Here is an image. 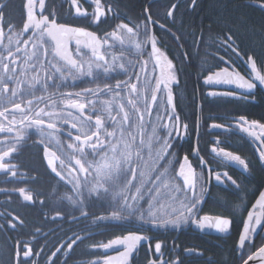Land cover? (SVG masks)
Returning <instances> with one entry per match:
<instances>
[{
    "label": "snow or ice",
    "instance_id": "1",
    "mask_svg": "<svg viewBox=\"0 0 264 264\" xmlns=\"http://www.w3.org/2000/svg\"><path fill=\"white\" fill-rule=\"evenodd\" d=\"M11 3L12 0H0V174L22 182L31 179L32 182L39 183L43 178L42 187H52V181H55L58 187H53L51 202L57 206L67 202L72 211L79 212L80 215H72L67 209H63L65 215L61 216L58 212L53 221L63 219L70 225H76L78 220H87L90 215L85 209L94 208L99 203L111 209V213L93 217V224L139 225L136 231H128L126 235L116 236L107 243L92 245L95 249L104 250L123 248V251L118 252L117 260L105 255L103 258L89 261L88 264H133L134 254L142 244H149L151 250V238L140 234L146 225L159 228L172 225L179 228L182 224L191 223L199 230L211 228L219 233L232 231L233 218L210 219L204 216L197 219L203 206V193H196L193 178L183 171L184 163H188L187 155L184 156V163L180 165L179 176L176 178H183L182 186L176 187L165 182V173L157 174V163L167 160L182 135L188 132L189 126L181 122L173 94V86H180L178 73L184 70V61L174 64L172 59H168L159 47L164 44V36L158 37L151 32L149 26L156 25L163 33L171 35L179 42L180 37L176 36L171 28L166 27L169 22L173 27H177L174 13L179 3H171L163 13L165 23L162 24L153 18L161 17L158 8L154 7L156 0H149V3L142 7V12L136 14L137 20L143 15L142 23H134L130 27L129 23L121 22L115 25L111 33H105L103 41L86 28L74 26L76 21L57 22L64 0H59V4L57 0H23L18 23L14 22L15 17L10 13ZM84 3L92 8L91 12L82 7L78 0H71V6L75 10L74 16L88 21L89 27H99L108 19V13H115L114 6L107 0L103 4L102 0H84ZM217 4L227 13L224 19L226 39L221 47L226 53L231 51L239 57V45L236 43L237 39H240L236 35L239 28L234 25H246L240 16L231 15L233 8L229 6L230 0L229 3L217 0ZM216 6L212 5L214 8ZM188 7L203 11V0H199V3L198 0H190ZM259 7L264 8V3H260ZM116 18H119L118 13ZM204 18H207V14ZM5 27L8 30L7 36ZM180 27H183L182 21ZM17 28L19 31H15ZM125 32L137 39L131 40L132 47L126 48L119 56L113 55L110 62L102 54L101 48L109 45L110 39L119 40L120 44L124 45ZM29 33L32 35L29 36ZM13 34L28 36V39L14 40ZM191 34L195 35V32ZM141 36L143 40L139 39ZM73 44L74 49L70 47ZM125 53L128 57L147 55L148 60L137 63L126 58ZM87 54L90 55L85 59ZM183 55L187 59L188 53ZM219 59L223 60V57ZM149 61L152 62L153 73L159 69L158 76H147ZM226 63L229 68L233 67L231 59ZM245 63L250 68V78H245L235 70L229 72L228 68L216 72L209 70V74L203 79L206 87L234 88L225 91L209 90L205 95L211 98L249 100L246 93H240L238 90L251 93L257 88L255 81L264 86V74L257 71V60L252 56H248ZM137 68L139 71H134ZM141 73H145V92L150 89L151 104L148 95H142L141 88L133 82V78L140 81ZM114 74H123L127 78L116 80L114 84L104 82L103 86L96 83L94 88H84L79 92L59 91L60 88L68 86V81L90 79L95 83L109 80ZM152 79L155 80L154 88L150 87ZM38 92L41 94L37 95ZM26 97L31 99H25ZM125 99L126 104L123 102ZM140 100L144 102V111L138 106ZM250 102H254V99ZM152 104H155L158 113L165 104L168 106L164 108L167 122H163L157 115V120L161 122L152 123L149 133L144 116L145 112L151 114ZM201 107L202 105H197L198 109ZM109 121L111 131L106 126ZM66 126L69 130L65 133L63 130ZM235 127L260 142L258 161L261 169H264V122L248 120L244 115H240ZM196 128L198 134L199 118ZM211 128L223 129L224 126L213 123ZM158 130L166 135H159ZM73 131L78 134L73 136ZM32 133L39 139L29 144ZM65 134L73 142L67 145L70 151L62 159L52 152L50 145L55 144L58 151L65 152V146L60 140V136ZM26 147L43 148V156L33 162L38 165L32 169L37 175L31 178L20 171L21 164L12 162ZM211 151L228 162L239 165L249 175L252 174L249 162L240 155L222 148L219 152L216 148ZM193 155L199 153L193 152ZM43 162H46V167ZM200 163L203 166L205 161L201 159ZM222 176L231 183L239 198L243 200L242 193L246 189L227 172L217 173L215 181L222 182ZM60 186L68 188V191L61 193ZM14 191H18L29 206L35 207L33 195L27 194L25 188ZM177 194L183 196L179 209L164 203L165 199L175 202L178 199ZM39 203L44 205L45 201L41 200ZM257 208L261 209L259 214L255 211ZM252 209L247 212L246 218H242V230L238 232L235 250L239 253L241 264H264V245L255 252H249V249L255 246L254 236L258 231L264 232V191L260 192ZM13 212L17 210L13 209ZM22 215L0 213V220H3V223H0V264H39L43 259V249L35 250L40 247L37 239L40 231L37 229L31 234V239H24L29 233L25 231L26 223L21 218ZM68 231H71V228ZM64 235L67 239L60 247L53 245L55 251L48 257L46 264H69L76 246L91 237L87 232L84 235L73 233L72 236L65 232ZM43 247L47 248V245ZM163 247L162 242L155 243L154 251L158 256L162 255ZM187 251L192 253L191 249ZM61 254L64 256L62 261ZM194 254L203 255L200 252ZM147 264H169V261L148 259ZM172 264L183 262L177 258Z\"/></svg>",
    "mask_w": 264,
    "mask_h": 264
},
{
    "label": "flooded vegetation",
    "instance_id": "2",
    "mask_svg": "<svg viewBox=\"0 0 264 264\" xmlns=\"http://www.w3.org/2000/svg\"><path fill=\"white\" fill-rule=\"evenodd\" d=\"M78 2L81 4L82 7L88 8L90 12L92 11V8L89 7L87 3H84V0H78ZM104 2L105 0H102V4ZM107 2L111 3L114 6L115 13H108V19L104 23H101L99 27L95 25L89 27L88 21L83 20L82 18H76L74 16L75 10L71 6V0H64L63 8L60 13V19H58L57 22L65 23L68 21H76V23H74V26L86 28L87 31L95 33V35L99 37L101 41H103L105 38V33H111L114 30L115 25L121 22L129 23L130 27L133 26L134 23H142L144 20L143 15L140 16L139 20H137L136 14L142 12V7L145 4L149 3V0H107ZM203 2H206V4L209 3L211 4V2H217V0H203ZM222 2H229V0H222ZM234 2H238L240 4L244 3L246 5H249L250 7L257 10L259 13H261L264 16V8L259 7V4L264 3V0H230V3H234ZM22 3L23 0H12V3L10 4V13L13 17H15L14 22L18 23L20 20V16H21L20 6ZM57 3L59 4V0H57ZM171 3H179L178 9H176L174 13L175 18L177 20V27H173L170 22L166 24V27L171 28V31L175 33L176 36L179 37L180 22L181 21L183 22L186 19H188L191 14L194 15L195 20H197L198 22H202L207 29V33H206L207 39L202 42L200 39L204 36V34L201 31V27L199 29L200 30L199 32H196L195 30L192 29L193 31H191V33L195 32V35L193 36L195 38H200V39L198 44L195 43V46H190L189 49L186 48L184 44L183 47H181L180 39L179 42H177V40H175L171 35L167 33H163L162 30H160L156 25L149 26L152 33H154L158 37L161 35L164 36V44L160 45L159 47L161 51L165 53L167 58L172 59L174 64H179L181 60L184 61V70L178 73L180 79V86L178 88L173 86V94H174V103L176 105L177 114H179V116L181 117V113L183 111L185 112L186 109H188L191 112L190 124L187 132L188 138L184 139L183 137L185 134L182 135L181 140L172 151V157L175 159L180 143L188 142L187 145V149L189 150L187 154L188 163H184L183 161L184 163L183 171L187 169L189 166L191 167L194 175L195 191H196L197 183L198 182L200 183L201 189L199 191V195L202 192L204 196L206 189L209 186L208 197L200 213L198 214L197 219H200L203 216L222 217V216L207 214L205 209L206 207L211 208L212 203L209 202L211 199V194L214 193V191L223 195L222 191L219 189H223V188L229 189V187L232 186L231 183L227 181L226 178H224L223 176H222V182L215 181L214 179L215 175L217 173H223V172H227L228 175H230L233 179L237 181L238 184L241 185V187L246 189V191L242 193L243 199H251L252 197H255L254 200L251 202L250 206L245 210L246 213L243 218H246L247 212L251 210L252 205L254 204L255 200L257 199L260 192L264 189V187L259 191V193L256 194L254 189L253 190L250 189L249 183H246L248 173L245 172L242 169V167H240L239 165L232 164L222 156L213 153L211 149L216 148L217 152H219L221 148L224 149L225 151H231L233 154L240 155L241 158L245 159L246 161H248V158L251 157L253 163L248 161L250 167L251 166L254 167L259 164L258 149L261 147L260 142L256 141L253 137L249 136L247 133L241 132L237 127H235V124H236V120L240 115H244L248 120H257L260 122H264V114L263 115L258 114L260 109L264 110V86H261L258 81H255L257 84V88L252 90L251 93H248L247 90H242V89L238 90V92L240 93H246L250 98L249 100H240L234 98H211L205 95V93H207L209 90L225 91L234 88V86H221L215 89H209L203 84V79L204 76L209 74V70L211 72H216V71H220L223 68H228L229 72L235 70L236 72H239L241 75H244L245 78H250L249 76L250 68L245 63L248 56H252L254 59L257 60V71H259L261 74H264V48L262 52L260 51L259 48L258 49L255 47L251 49L246 48L241 43V36L237 33L236 35L240 37V39H237L236 41L237 45H239V48L237 50L239 51L240 56L237 57L231 51H228L226 53L221 47V44L226 39L227 29H225L224 25H223L224 28L219 30L211 26L208 20H204L203 18L200 17V12L198 8L191 9L188 7L190 0H187V2H185V0H156L154 7L158 8V10L161 13V17L154 16L153 18L158 19L159 22L162 24L165 23V20L162 18L163 13L168 10ZM38 7L39 6L37 4V9ZM117 13L119 14V18H116ZM36 15L37 18H39V11H37ZM45 15H47V12H45ZM126 16L127 19H125ZM15 31H19V28H17ZM7 34H8V30L7 27H5V35L7 36ZM28 35L30 36L32 34L29 33ZM190 37H192V34ZM13 38L14 40L28 39V36H15V34H13ZM233 38L236 39V36H234ZM135 39L137 38L130 37V34L125 32L124 45H121L119 40L110 39L109 40L110 46L104 45L101 48V52L111 62L113 55L119 56L120 53L124 51L126 48L132 47L131 40H135ZM139 39L143 40V37L141 36ZM191 41L192 40H190V42ZM4 43L5 44L7 43L6 39ZM21 46L23 47V45ZM70 47L74 49V44L70 45ZM233 47H235V45ZM263 47H264V37H263ZM148 51H150V48L148 49ZM184 53H188L187 59H185L183 55ZM88 55L90 54H87L85 56V59L88 58ZM125 55L126 58L132 59L137 63L148 60L147 55H142L138 57L137 56L128 57L127 53H125ZM219 57H223V60H220ZM229 59H231L233 64V67L231 68H229L228 63H226V61H229ZM147 69H148L147 76L149 78L159 75L158 68L156 72L153 73L151 61H149L147 65ZM134 71H139V69L137 68ZM140 75H141L140 81H136L135 78H133V82L137 83L138 87L141 88L142 95L143 94L148 95L149 104H151L150 89L147 92H145V80H144L145 73H141ZM126 78L127 77L124 76L123 74H114L112 78L109 80L96 81L95 83H93L90 79L78 80L75 82L68 81V86L60 88L59 91L79 92L84 88H88V87L94 88L96 86V83H99L101 86H103L104 82L114 84L116 80H124ZM150 87L151 88L155 87L154 79L151 80ZM50 91L53 90L50 89ZM40 94L41 93L39 92L37 93V95ZM25 99H31V97H26ZM252 99H254V102H250ZM123 102L126 104V99ZM198 104L202 105V107L199 109L197 108ZM138 106L140 107L141 111H144L145 105L143 100L139 101ZM166 107L168 106L165 104L158 113L155 104H152L151 114L149 115L147 112H145L144 119L148 124L147 131L149 133L151 132L152 123L158 124L161 122L157 120V115H159L162 118L163 122H167V116L164 113V108ZM198 112L200 114V117H199V133L197 134L196 116ZM113 115H115V112H113ZM17 119H19V117H17ZM213 123L221 124L224 126V128L212 129L211 124ZM106 126L108 127L109 131L112 130L111 121H109L108 125ZM68 130L69 129L66 126L63 131L66 133ZM181 133H183V129H181ZM76 134L78 133H76L75 131L72 132L73 136H75ZM158 134L166 135V133L159 132V130H158ZM38 139L39 137L36 134L32 133L30 134V139L28 143L32 144ZM60 140L65 146V152L62 153L58 151L55 144H51L50 148L52 152H55L57 155L61 156L62 159H64L65 154L68 151H70L67 149V145L72 143L73 141L70 140L66 134L61 135ZM156 147L158 148L159 145H157ZM193 152H198L199 155H193ZM42 156H43L42 147L38 149L26 147L20 155L14 157L12 162L21 164L22 167L20 168V171L26 173L27 176L31 178L37 175V173L34 172L32 169L37 167L38 165L33 162L39 160ZM89 159H91V157H89ZM201 159L205 161V164L203 166H201L200 163ZM43 163L44 166L46 167V162ZM41 171H43V168H41ZM179 171L180 168L177 169V172L175 171L176 177L179 176ZM178 181H180V179ZM42 183H43V178H41V181L39 183L32 182L31 179H29L28 182H22L17 180H11L9 178H6L3 174H0V190H7V191H0V213L9 212L12 213L13 215H16L18 213L23 214L21 218L24 219L26 223L25 231L29 233V235L23 237L26 240L31 239V234H34L36 230L39 229L40 236L37 237V239L39 240L40 247L35 249L36 251H40L41 249H43V259L39 261V264H46L48 257H50L52 252L55 251V247H53V245H55L56 247H60L61 244L67 239V237L64 235L65 232H67L68 236H72L73 233L84 235L85 232H87L91 234L90 239H86L82 243L76 246L75 253L72 255V258L69 260V264H88V262L93 259L103 258L105 255L111 256V254H105L104 249H95L92 247V245L107 243L109 240L115 238V236H113L115 225L106 224V223L95 225L92 223L93 217L110 215L111 209L107 208L106 205L101 206L99 205V203H97L96 207L85 209L90 213V215L88 216L87 220H78L76 225H70L69 223H66L63 219H56L55 221H53V217H55L58 212L60 213L61 216L65 215L63 209H67L69 212H71L72 215L75 216H79L80 213L72 211L71 206L68 205L67 202H65V204L61 206H57L56 204H53L50 200V194L53 191V187H58V186L56 185L55 181H52V187H47V186L42 187L41 186ZM19 188H25L27 194L33 195V199L34 201H36L35 207L29 206L28 202L24 201L23 197L19 194V192L14 191ZM59 190L61 193H65L68 191V188L60 186ZM40 193H43L44 195H40ZM236 196L239 198L238 193ZM41 200L45 201L44 205H41L39 203V201ZM213 205L217 208L222 207L221 205L218 206L215 204ZM240 205L241 203H239V206ZM239 206L238 209L243 210V208ZM13 209H16L17 212H13ZM219 211H224V209H221ZM255 211L257 212V214H259L261 212V209L257 208L255 209ZM228 218H231V216H229ZM233 220L239 224L238 230L239 231L242 230V214H239V217L234 214ZM0 223H3V220H0ZM188 226L189 228L185 230V228H187ZM193 226L194 225H192L191 223H188V224H184L183 226H180L177 229H170L174 232L173 238L169 242L170 248L168 251L162 249V255L160 256H158L153 250L155 254V257H153L151 250L150 252H148L146 246L142 248H146L148 254L151 253L149 255L150 259L160 260V258L162 257V260H167L169 261V264H172V262L176 260L173 259V261H170V258L174 257L176 252L174 249V240H176L182 232H188V231L194 232L192 230ZM69 228H71V231H68ZM179 230H181L180 233H177V231ZM230 234L231 231L229 235ZM228 236L225 237L205 236V237L225 239ZM260 237H264V232L258 231V233L253 238V242H257ZM237 239H238V234H237ZM156 242H154L153 245H155ZM44 245H47V248H44L43 247ZM152 248L154 249V246ZM191 250L192 252L194 251L193 249ZM185 252H184V254H186L185 256H189L191 254L187 250H185ZM63 259L64 256L63 254H61V261Z\"/></svg>",
    "mask_w": 264,
    "mask_h": 264
},
{
    "label": "trees",
    "instance_id": "3",
    "mask_svg": "<svg viewBox=\"0 0 264 264\" xmlns=\"http://www.w3.org/2000/svg\"><path fill=\"white\" fill-rule=\"evenodd\" d=\"M229 3V2H223ZM212 5H217L215 8ZM230 7L233 8L232 16H240L241 20L244 21L246 26H240L239 23L234 25L238 27L239 31L237 32L241 36V43L248 49L253 47L259 48L260 51H263V37H264V16L259 13L257 10L253 9L249 5L244 3L240 4L238 2L230 3ZM200 12V17L204 20H208L216 29H223L224 19L227 17V13L217 4V2H211V4H206L203 2V11L198 8ZM207 14V18L205 17ZM201 31L204 36L200 38H195L191 36V31L195 30ZM193 29V30H192ZM207 29L202 22L195 20L193 14L190 15L188 19L183 21V27H180L179 37L181 45H185L186 48L190 49V46H195V43H199V39L202 41L207 39ZM190 40H192L190 42ZM261 108V107H260ZM181 113V122L190 124V115L187 109ZM259 115L264 114V110L260 109L258 112ZM188 138L187 133L183 137ZM188 142H182L179 144L177 150V155L175 159L172 157V154L168 156L167 160H161L160 170L164 169L163 164L166 168L171 170V174L175 177V171L180 168V165L184 161V156L188 154L187 149ZM173 160V162H172ZM249 162H252V158H248ZM250 167V166H249ZM252 174L247 177L246 183H249L250 189L259 193V191L264 187V169H261L260 165L251 166ZM181 182V181H179ZM234 193H233V191ZM222 191L223 195L214 191L211 194V199L209 203H212L211 208L206 207L205 211L207 214L217 215L228 218L231 216L233 218L234 214L239 217V214H242V218L246 213V209L250 206L251 202L255 197L251 199H239L236 195L237 192L234 187L230 186L229 189H219ZM218 190V191H219ZM239 203L241 205L239 206ZM215 205H221L222 207L217 208ZM239 207H242L243 210H239ZM224 209V211H219ZM233 213V214H231ZM239 224L234 221L231 234L225 239H218L214 237H205L201 234L195 232H182L176 240H174V249L175 255L170 258V261L173 259H180L183 264H241L239 261V253L235 250V242L237 240L238 226ZM139 228V225H128V226H115L113 236H121L127 234L128 231H136ZM157 230V231H155ZM141 234L152 238V247L154 242H162L164 247L163 250L168 251L170 248L169 242L172 240L174 232L170 229H157L150 225H146L145 228L141 231ZM264 244V237H260L257 242H254V247L249 249V252H254L257 248L261 247ZM151 247V253L153 257L155 254L153 248ZM193 249L194 251L189 255L185 256V250ZM200 252L203 255H195L194 253ZM150 253V254H151ZM186 253V252H185ZM146 251V248H142L136 257L133 259V264H147V260L150 259ZM171 256V255H170ZM245 258L247 256L245 255Z\"/></svg>",
    "mask_w": 264,
    "mask_h": 264
},
{
    "label": "rangeland",
    "instance_id": "4",
    "mask_svg": "<svg viewBox=\"0 0 264 264\" xmlns=\"http://www.w3.org/2000/svg\"><path fill=\"white\" fill-rule=\"evenodd\" d=\"M159 148V147H158ZM157 148V149H158ZM146 159H147V157H146ZM161 163V161H159L158 163H157V165H156V167L159 169V172L157 173V174H159V173H165V177H164V180H165V182H168V183H171L173 186H176V187H179V186H182L181 185V183L183 184V178L181 177L180 178V181H181V183L176 179L177 177L175 176H173L172 174H171V170L170 169H168V168H166L165 167V165L163 164V166H164V169L163 170H160V164ZM184 173L186 174V175H188V176H190L191 178H193V180H194V175H193V172H192V169H191V167L189 166L187 169H185L184 170ZM200 183L198 182L197 183V187H196V193L199 195V191H200ZM162 191H165V189H162ZM178 195V199L175 201V202H173V201H171V200H168V199H165L164 200V203H166V204H169V205H171V207L172 208H177V209H179L180 208V200H182L183 199V196L182 195H180V194H177ZM184 224H182L181 226H183ZM151 226V225H150ZM155 228H159V227H155ZM159 229H177L176 227H174V226H172V225H167L166 227H164V228H159Z\"/></svg>",
    "mask_w": 264,
    "mask_h": 264
},
{
    "label": "water",
    "instance_id": "5",
    "mask_svg": "<svg viewBox=\"0 0 264 264\" xmlns=\"http://www.w3.org/2000/svg\"><path fill=\"white\" fill-rule=\"evenodd\" d=\"M262 191H264V189L262 190ZM208 193H209V186H208V188L206 189V192H205V195L203 196V205H204V203H205V201H206V199H207V197H208ZM260 195V194H259ZM259 195H258V197H257V199L259 198ZM257 199L255 200V202H254V204L256 203V201H257ZM203 207V206H202ZM202 209V208H201ZM251 210H253L252 208H251ZM201 211V210H200ZM200 213V212H199ZM204 217V216H203ZM203 217H201L200 219H202ZM210 219H214V218H216V216H208ZM189 228V226L187 227V228H185V230L186 229H188ZM192 230L195 232V233H198V234H201V235H204V236H214V237H225V236H228L229 235V233H219V232H217V231H215L214 229H211V228H206L205 230H199V229H197L195 226H193L192 227ZM180 231L181 230H179L177 233H180ZM264 245V244H263ZM144 246H146L147 247V250H148V252H150V246H149V244H142L140 247H139V250L142 248V247H144ZM138 250V251H139ZM119 251H123V248H118V249H115V250H104V253L105 254H111V257H113L114 258V260H117L118 259V252ZM137 251V252H138ZM137 252L134 254V257H135V255L137 254ZM255 252V251H254ZM133 257V258H134ZM160 260H162V257L160 258ZM250 264H251V262H250Z\"/></svg>",
    "mask_w": 264,
    "mask_h": 264
},
{
    "label": "bare ground",
    "instance_id": "6",
    "mask_svg": "<svg viewBox=\"0 0 264 264\" xmlns=\"http://www.w3.org/2000/svg\"><path fill=\"white\" fill-rule=\"evenodd\" d=\"M189 110L187 109V112H188ZM185 113H186V111H185ZM189 115H191V112L189 111ZM197 118H199L200 117V114H199V112L197 113V116H196Z\"/></svg>",
    "mask_w": 264,
    "mask_h": 264
}]
</instances>
